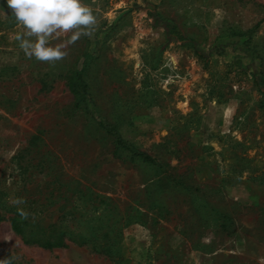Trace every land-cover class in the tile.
Returning <instances> with one entry per match:
<instances>
[{"label": "rangeland", "instance_id": "obj_1", "mask_svg": "<svg viewBox=\"0 0 264 264\" xmlns=\"http://www.w3.org/2000/svg\"><path fill=\"white\" fill-rule=\"evenodd\" d=\"M83 2L96 30L52 66L0 0V192L86 243L26 245L6 214L0 260L264 264V0Z\"/></svg>", "mask_w": 264, "mask_h": 264}, {"label": "clouds", "instance_id": "obj_2", "mask_svg": "<svg viewBox=\"0 0 264 264\" xmlns=\"http://www.w3.org/2000/svg\"><path fill=\"white\" fill-rule=\"evenodd\" d=\"M6 3L11 15L26 29L16 36L26 58L34 57L52 66L66 59L69 47L82 37H91L98 24L93 9L83 0H6ZM25 202L24 198L12 201L17 206ZM17 211L21 218H28L22 208L17 207ZM0 264L11 261L6 258Z\"/></svg>", "mask_w": 264, "mask_h": 264}, {"label": "trees", "instance_id": "obj_3", "mask_svg": "<svg viewBox=\"0 0 264 264\" xmlns=\"http://www.w3.org/2000/svg\"><path fill=\"white\" fill-rule=\"evenodd\" d=\"M167 30L170 29L169 25H166ZM169 32V30H168ZM68 87L70 91L77 97L78 105L85 104L87 108H89L90 101L87 95L86 86L80 79H70L68 82ZM100 126L105 129L107 132L112 133L109 127H106L104 122H100ZM117 143L126 150H129L131 154L134 156H138L149 163H155V159H153L150 155L136 151L132 147L123 143L122 139H117ZM20 166V165H19ZM24 167L20 166V169ZM8 195L5 191L0 192V223L6 219V214H11L9 220L11 222L12 230L18 236H20L23 242L26 245H36L41 248L47 250H53L56 248H66L69 246V241H72L76 244H86L82 243V236L77 237L78 235H74V237L70 238L67 234V231H61V227L54 226L52 230L47 231L44 228H33L32 223L29 221L30 215H28L27 219L21 218L17 211V205H12L8 202ZM22 208V207H20ZM23 209V208H22ZM24 210V209H23ZM26 211V210H24ZM28 214L29 211H26Z\"/></svg>", "mask_w": 264, "mask_h": 264}]
</instances>
